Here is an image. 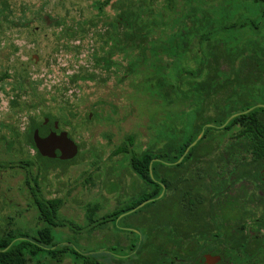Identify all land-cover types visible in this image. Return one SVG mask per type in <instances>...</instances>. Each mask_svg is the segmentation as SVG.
Listing matches in <instances>:
<instances>
[{
    "label": "rangeland",
    "instance_id": "374dc122",
    "mask_svg": "<svg viewBox=\"0 0 264 264\" xmlns=\"http://www.w3.org/2000/svg\"><path fill=\"white\" fill-rule=\"evenodd\" d=\"M93 1L0 0V238L37 233L43 226L38 211L43 198L58 202L53 231L61 246L95 254L102 263L139 264L120 257L131 254L137 239H145L143 227L103 219L133 200L137 181L142 184L138 194L152 188L132 169L128 151L164 149L171 156L173 145L183 143L197 128L198 137L209 124L206 120L216 119L218 113L264 105V14L249 11L248 0H172L169 9L158 3L168 25L153 28L142 50L109 55L100 48L98 33L116 13L115 0L104 7L103 17L96 14ZM145 2L158 11L157 3ZM205 15L216 21L228 17L226 24L250 17L256 26L240 39L246 38L242 57L219 59L220 71L235 79L232 85L202 105L204 95L187 89L183 81L201 80L204 75L197 72L203 51L209 43L218 52L221 47L220 35L203 41L196 31ZM247 38L261 45L256 57L250 56L253 42ZM75 75L94 79L83 81ZM162 82L163 86L157 84ZM42 113L55 115L59 130L77 148L73 162L45 173L35 152L12 133L25 132L31 118L39 119ZM258 117L264 120L263 114ZM129 135L134 136L132 141ZM187 164L190 169L184 174L192 175L198 163ZM242 189L246 191L239 205L242 217L230 222L229 239L206 245L226 252L217 264H264V185L247 181ZM168 190L162 189L159 197ZM35 259L37 264H79L84 258L66 248L59 258L38 254ZM26 262L35 264L29 252Z\"/></svg>",
    "mask_w": 264,
    "mask_h": 264
},
{
    "label": "trees",
    "instance_id": "16d2710c",
    "mask_svg": "<svg viewBox=\"0 0 264 264\" xmlns=\"http://www.w3.org/2000/svg\"><path fill=\"white\" fill-rule=\"evenodd\" d=\"M111 1L94 0L92 7L96 10V14L103 17L105 15L104 7ZM149 1L157 4L163 3L167 9L172 2V0ZM248 1L249 11L264 14V0ZM254 4L261 6L258 8ZM112 6L116 13L105 22L107 28L104 32L98 33L101 40L100 48L109 55L116 50L125 52L136 51V49L142 50L143 46L149 43V36L153 32V28L168 25V21L167 23L164 21L167 19L162 18V5L158 4V11H154V8L148 6L145 0H139L138 3L134 0H115ZM226 19L228 17L216 21L214 18L211 19L205 15L198 20L197 26H195L196 31L201 33L200 36L203 41H209L213 35H220L222 38L220 44L221 47H224L222 50L220 47L218 52V49H212V46L215 45L209 43L207 49L203 51L197 72V74H203L204 77L201 80L183 81L187 85V89L204 95L202 105L204 100L232 85L235 79L230 77L227 72L220 71L219 59L234 60L242 57L246 38L243 41L240 39L246 35L247 30L249 31L256 26L255 20L250 17L237 19L231 24H226ZM213 24H217L218 28H214ZM78 33L84 32L78 31ZM215 42L216 45L219 43L217 40ZM250 46L252 48L250 56L256 57L259 52L256 47L259 48L261 45L255 41ZM106 47L107 49H105ZM174 50L172 49L173 52H175ZM170 53L172 54L171 51ZM101 59L106 63L108 62V59L104 57ZM75 77L83 81L94 79L90 75H75ZM157 84L163 86L164 82ZM173 85L176 89L179 88L177 82H174ZM244 110L246 109L240 106L218 113L216 119L206 120L209 124L204 125L202 137L186 153H184L186 148L197 138L199 128L193 135L186 137L183 143L173 145L170 148L171 156H166L164 149H158L155 152L144 150L140 153L128 151L131 155L132 169L143 182L150 184L152 188L150 191H141L138 194L142 189V184L137 181L133 184V200L112 210L103 218L111 219L123 225L132 221L143 227L145 239L141 242L137 239L131 254L121 256L122 260L132 259L139 264H199L195 257L205 249L206 245L212 241H220V238L227 239L230 236V226L226 224L227 214L229 211H234L235 216L233 218L242 217L239 205L241 199H244L243 197L246 195L245 190H242L243 195L241 197L235 195L238 187L242 185L240 180L242 178L256 179L258 171L264 167V124L262 127L259 121L260 108L255 107L246 113H242ZM236 113L238 114L231 117ZM54 121H57L55 115L42 113L39 119L31 118L25 132H12L19 143L23 139L27 145L36 151V158L42 173L75 160V157L60 159L44 156L36 148L33 138L34 130L37 129L41 137L46 136L54 130ZM157 136L160 140L161 132ZM127 139L132 141L134 136L129 135ZM12 145L13 142L9 140L8 150ZM214 153L234 156L233 162L236 163V166H222L226 160L220 158L215 161L218 166L212 168L209 167L211 160L205 161V159L199 158ZM244 154H252L256 157L252 158L251 161H243L240 157ZM154 156L159 160L152 161ZM191 156H195V158ZM180 157H182L181 161L177 162ZM191 162L198 163L194 168L197 172L192 175L182 174L181 172L190 169L187 163ZM8 163L13 162L8 161ZM166 163L168 165H165ZM201 163L203 165H200ZM2 164L3 162H0V167ZM149 170L152 172L151 175ZM165 170L168 171L166 177L169 182V193L168 196L159 197L162 192V184L166 181L165 177L158 171ZM203 171L210 172L212 175L211 177L209 174L210 178L215 181L214 187L210 188L208 184L204 187L203 178H205L204 174L206 173H202ZM144 201L147 202L138 207ZM57 206V201L41 198L38 203V211L43 226L37 233L0 238V264H27V252L32 255L35 264H37L38 260L35 258L38 254L43 256L47 254L59 258L66 248L84 258L79 264H110L100 262L95 254L80 253L69 245L61 246L62 243L57 241L58 234L53 231V227L58 224L55 220ZM134 208L136 209L131 211ZM215 249L221 262L224 261L226 257L224 249L218 247ZM151 251H154V254ZM145 253H148V256L144 258Z\"/></svg>",
    "mask_w": 264,
    "mask_h": 264
},
{
    "label": "flooded vegetation",
    "instance_id": "af4514ba",
    "mask_svg": "<svg viewBox=\"0 0 264 264\" xmlns=\"http://www.w3.org/2000/svg\"><path fill=\"white\" fill-rule=\"evenodd\" d=\"M255 107H259L260 108V111H259V114L261 115V114H263L264 115V105H254V106H252V107H250V108H248V109H246V110H244L243 111V113H246V112H248V111H250L251 109H253V108H255ZM259 121L261 122V125H262V127H263V124H264V120L263 119H261L260 117H259ZM247 138V137H246ZM31 150H33L34 152H35V154H36V151L30 146V145H27ZM192 158H195V156H191ZM210 158L211 157V162H210V165H209V167H212V168H214V167H217L218 166V164L215 162L216 160H218V159H225L226 160V162L225 163H223L222 164V166H226V167H232V166H236V163L235 162H233V157L234 156H229V155H226V154H223V155H213V154H211V155H206V156H201V157H199V158H202V159H206V158ZM236 157H238V156H236ZM256 156H254V155H252V154H244V155H242L240 158L243 160V161H251L252 160V158H255ZM36 160H37V164L39 165V162H38V159L36 158ZM165 165H168V163H166ZM205 165V164H204ZM244 165H246V164H244ZM206 166V165H205ZM264 170V167H262L259 171H258V173H257V178L256 179H248V178H242L241 180H240V183H242V185L240 186V187H238V189L236 190V192H240L239 194H236V192H235V195L236 196H242L243 194H241V192H243L242 190V187H243V182H250V181H258L260 184H262V185H264V179H261L260 177H259V174L262 172ZM212 171V170H211ZM190 172H197L196 170H191ZM213 172V171H212ZM182 174H184V173H186V171H183V172H181ZM202 173H206V174H204V177L205 178H203L204 180V184H205V186L204 187H206V184H208L209 186H210V188L211 187H214L215 186V181H214V179H212V178H210V176H209V174H210V172L209 171H203ZM161 174H162V176L163 177H165V181H166V183H164V184H162V189L164 190L165 188H167L168 187V180H167V177H166V175L168 174V171L167 170H165V171H161ZM162 177V178H163ZM183 179V178H182ZM239 182H238V184H240ZM168 194V193H167ZM165 195V196H168V195ZM239 220V217L237 216V217H235V218H233V217H229L228 216V219L226 220V224H228L230 227H231V223L230 222H232L233 223V221H238ZM241 225H243V223H241ZM165 235V234H164ZM166 238V237H165ZM227 239H229V237L227 238ZM227 239H225V238H220V241H227ZM203 260V261H202ZM198 262H199V264H217V263H219V262H221V259H220V256L215 252V248H213V249H207V247H205V249H204V252H202L201 254H200V256H199V258H198V260H197Z\"/></svg>",
    "mask_w": 264,
    "mask_h": 264
},
{
    "label": "water",
    "instance_id": "95a60500",
    "mask_svg": "<svg viewBox=\"0 0 264 264\" xmlns=\"http://www.w3.org/2000/svg\"><path fill=\"white\" fill-rule=\"evenodd\" d=\"M237 114L238 113L233 114L231 117ZM53 127H54V130L50 131L46 136H42V137L38 134L37 129L34 130L33 138H34L36 148L44 156L58 157L60 159L73 158L77 151L76 145L68 137L65 131L59 130L57 121L53 122ZM202 133H203V130L201 134L189 145V147L186 148L184 153H186L187 150L196 143V141L201 137ZM181 159L182 157H180L177 162H180ZM259 177L261 179H264V170L259 174ZM146 202L147 201L140 203L138 207L142 206ZM135 209L136 208H134L131 211H134Z\"/></svg>",
    "mask_w": 264,
    "mask_h": 264
}]
</instances>
